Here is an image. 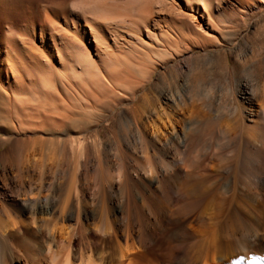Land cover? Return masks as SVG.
Wrapping results in <instances>:
<instances>
[{"label": "bare ground", "instance_id": "obj_1", "mask_svg": "<svg viewBox=\"0 0 264 264\" xmlns=\"http://www.w3.org/2000/svg\"><path fill=\"white\" fill-rule=\"evenodd\" d=\"M63 10L36 8L42 46L71 71L57 84L92 99L113 97L120 111L116 121L103 120L111 140L99 124L86 125L88 135L76 98L50 82L45 60L23 51L35 69L23 66L27 85L0 42V97L13 118L0 121V148L10 142L0 152V264H264V83L236 99L233 115L214 107L202 77L151 104L139 93L141 71L126 70L122 57L100 49L98 71L55 36L60 21L75 37L90 34L95 50L105 44L92 21L83 27ZM204 25L197 23L198 33ZM177 42L160 44L158 54L178 53Z\"/></svg>", "mask_w": 264, "mask_h": 264}, {"label": "rangeland", "instance_id": "obj_2", "mask_svg": "<svg viewBox=\"0 0 264 264\" xmlns=\"http://www.w3.org/2000/svg\"><path fill=\"white\" fill-rule=\"evenodd\" d=\"M108 1L104 5L102 3L99 5V3H89V0H6L4 17L0 16V42L3 44L2 49H0L6 51L5 55L8 54L13 58L16 69H19H17L18 74L26 84H29L25 67H28L30 71L32 70V74L35 71L33 61H29L28 56L23 51L30 52L36 58L38 54L39 58L37 59H40L41 62L45 60L43 70L49 77L50 82L52 81V84H55L57 90L61 87L59 90L62 92L61 94H64V91L66 95L68 94L67 96H71V100L76 98L73 103L77 110H81L80 113L83 111V118H79V120L81 119L80 123L83 120L82 125L88 128V135H91L92 127L99 124L101 135L104 139L111 140L112 129L103 126L107 121H116L112 114L114 115L115 111H120V108L117 110L112 109L111 106L115 101L113 97L105 100L106 97L98 94L99 99L97 96L92 99L78 93L79 90L75 91L76 94L75 92L72 94L73 90L71 91V88H69V91L67 85L64 90L60 83L57 84L59 79H68V74L71 71L58 63V57L55 55L56 51L52 55L42 46L36 28V26H39V20L36 16V8L38 7L42 8L43 12L48 11L50 13H54L55 9H64L62 12L66 11L65 15H68V17L72 13L76 14L77 23L79 21L83 27L85 19L92 21L98 33L100 34L102 31L101 35L105 37V44L102 43L105 47L102 45L100 48L99 46V51L98 48L95 50L96 48L90 45V42H93L90 34L87 38L84 36H81L82 38L75 37L70 29L60 21L54 22L55 30L52 31H55V36L74 49L83 60H95L92 67L95 70L103 69L100 57L104 54L101 53L100 49L104 51L106 48L105 51L113 53L114 58L116 56L117 58L122 57V60L126 61L124 62L126 70L138 73L141 71L143 77L141 74L138 77L144 81L145 85L144 90L140 88L139 93L140 95L144 92L145 95L149 94L147 97H150L151 104L155 103L154 101H156V97L160 92L164 91L163 96H165L173 91L189 88L195 79L199 77L201 79L202 77L206 88L211 89L214 107L233 115L237 112H235V109L239 106L236 99L243 97V92L246 89L248 92H251V90L252 92H258L259 86L264 83V0ZM42 15L41 17L44 18L45 14ZM200 21L205 23V27L201 30L203 33H198L200 29L197 23ZM56 23H58V26ZM206 24H210L212 29L208 30ZM149 33L152 34V38L148 36ZM160 33H162V37ZM112 34L117 35V46L120 45L124 51L117 50L119 48L113 43ZM9 35L10 37H7ZM48 41L49 38L47 37ZM166 42L168 44L170 42L172 47L175 42L179 43L178 53L161 54L163 56H160L157 51L162 50L163 46H160V44L164 45ZM171 45L169 44L170 47ZM173 49L168 51L172 52ZM97 52L101 55H98ZM41 56L44 57L43 60ZM66 59L64 57L63 60L70 62ZM3 60L6 61L7 57L5 56ZM139 62H142V65ZM29 63L33 66L29 67ZM137 65L142 68L137 69ZM76 68L77 66L75 72H81ZM151 70L154 71V74L149 80L147 76ZM144 74H147V76ZM161 85H166L165 89L160 87ZM3 86L7 91L10 90L6 83H3ZM34 90L35 87L31 85L28 95L30 98H35L36 92ZM81 98L82 100H80ZM100 100H103L102 104L99 103ZM85 101L88 102L85 103ZM10 106L0 97L1 123L13 119L6 112ZM229 109L231 112H229ZM86 125H89L91 129ZM38 136H41V134ZM21 143L23 142L17 144L21 145ZM9 148L10 142L3 145L0 152Z\"/></svg>", "mask_w": 264, "mask_h": 264}]
</instances>
